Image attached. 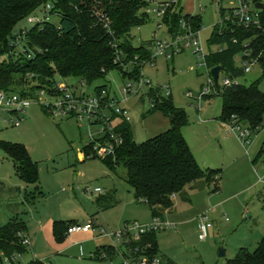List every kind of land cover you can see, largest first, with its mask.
<instances>
[{
  "label": "rangeland",
  "instance_id": "rangeland-1",
  "mask_svg": "<svg viewBox=\"0 0 264 264\" xmlns=\"http://www.w3.org/2000/svg\"><path fill=\"white\" fill-rule=\"evenodd\" d=\"M167 1L171 0H153L152 6ZM177 1L179 7L176 9L182 8L183 15L202 16L198 40L205 54L215 52L218 46H209L208 41L221 21L216 0ZM223 4L227 5V1L224 0ZM46 6H40L22 19L14 32L19 34L33 27L36 22H29L30 17H38L37 22L47 18L49 22L59 24V14L45 12ZM168 29L164 17L158 21L151 14L144 25L132 28V43L150 46L155 38L171 42L173 35ZM235 60L241 65L240 54ZM144 73L152 82L151 86L168 85L175 105L185 109L188 121L182 127V133L200 166L220 169V178L215 183H197L192 189L188 187L186 194H178L175 198L174 208L162 218L172 225L156 232L159 256L172 264H228L240 248L254 251L264 235V158L255 161L264 142V121L263 126L257 128L259 131L252 130L246 122L233 127L232 120L226 123L219 120L223 98L218 92L198 101L202 87L208 83L209 73L205 60L198 58L192 47H186L172 57L157 56L145 65ZM262 74L261 66L256 64L250 72L240 76L239 81L249 85L262 78ZM225 76L226 72H221L220 85ZM56 78L81 87L79 77L61 79L57 75ZM127 80L120 71L112 70L105 79L91 85L85 83L83 90L92 93L97 86L107 83L111 97L118 96L121 105L129 112L137 142L169 129L168 117L161 112L149 113L148 84L140 88L134 83L132 93L124 94L121 91ZM259 88L264 91V78ZM99 126L87 119L56 117L39 103L26 109L25 119L19 126L0 121V141L26 145L32 158L38 162V185L43 192L41 195L35 184H28L17 176L13 160L0 147V225L4 219L9 221L17 215L30 228V247L19 257V264H27L33 258L45 260L51 255L52 264H119L123 260L120 254L100 260L91 257L96 246L101 244L98 232L77 233L72 238L66 236L62 241L57 240L53 232L55 220L84 224L93 219L98 230L104 229L108 234L120 232L127 225L154 221L150 207L136 199L127 183L124 166L111 170L101 157L85 158L84 147L91 136L99 135ZM246 128L251 132L248 142L241 136ZM96 188L103 192H96ZM31 193L36 196L33 204L26 200V197L32 200ZM23 198L24 204H21ZM203 214L209 215L212 226L207 238L200 239V216ZM44 232L49 238L52 235V246L45 239ZM104 238L115 249H125L123 242ZM73 241H86L83 255L78 248L60 252ZM146 242L153 252L152 243ZM221 247L226 252L224 256L219 255Z\"/></svg>",
  "mask_w": 264,
  "mask_h": 264
},
{
  "label": "trees",
  "instance_id": "trees-1",
  "mask_svg": "<svg viewBox=\"0 0 264 264\" xmlns=\"http://www.w3.org/2000/svg\"><path fill=\"white\" fill-rule=\"evenodd\" d=\"M251 1L256 4L263 0ZM47 4L52 5L50 14H59V24L46 19L36 22L25 33H22L24 30L19 34L14 32L22 19ZM147 6L149 0H0V89L24 91L28 83L36 82L31 87L35 91L36 88L53 86L57 75L60 78L79 77L91 85L105 79L112 70L120 71L124 79H138L142 64L152 60V52L148 44L135 46L130 32L150 19L151 15L145 11ZM259 15L261 27L258 28L231 29L217 24L208 44L222 47V50L217 49L205 56L208 68L221 65L231 77L243 76L245 73L235 58L246 48L244 41L249 40L253 56L258 58L263 70L262 78L249 85L240 83L220 90L223 106L219 120L225 123L232 120L235 126L246 122L252 130L258 131L264 121V91L259 88L264 78V9ZM164 20L171 35L184 32L182 21L193 31H200L202 26L201 15H183L182 8L169 9ZM19 35H23V48L11 45ZM235 38L239 41L234 42ZM107 87L108 84L104 83L95 89ZM146 96L151 105L149 113L164 114L170 120V128L137 142L130 122L123 121L115 129L123 142L103 161L111 170L124 166L125 179L136 199L150 207L154 218H162L174 206L176 195L200 182L215 183L220 178V169H203L194 157L182 133V127L188 121L187 113L175 105L172 94L166 96L161 88L151 87ZM90 146L84 147L86 158H89ZM0 147L13 160L17 176L28 184H35L37 192L43 194L38 185L39 164L27 146L0 141ZM262 157L264 142L255 161ZM30 199H36L35 194ZM72 224L75 223L55 220L53 232L56 239L64 240ZM27 231V222L19 217L0 226V264H7L5 258L12 260L11 264H19L13 261V257L28 251V245L24 244ZM156 232L146 234L143 241L151 242L152 253L159 254ZM102 252L113 256L114 247L104 246L92 258L100 260ZM27 264L47 263L34 259ZM228 264H264V235L254 251L242 247Z\"/></svg>",
  "mask_w": 264,
  "mask_h": 264
},
{
  "label": "built area",
  "instance_id": "built-area-1",
  "mask_svg": "<svg viewBox=\"0 0 264 264\" xmlns=\"http://www.w3.org/2000/svg\"><path fill=\"white\" fill-rule=\"evenodd\" d=\"M227 5L223 4L224 0H216V4L220 6V10L223 9L221 15L220 26L222 28L243 27L258 28L261 27V19L259 15V9L251 0H225ZM153 0H149V6L145 8V11L151 15L153 14L160 21L167 11L172 7L178 8L179 3L177 0H171L167 2L158 3L155 7L152 6ZM52 8V5L47 4L45 12H48ZM47 18H45L46 20ZM39 20L38 17H30L29 22L34 23ZM44 21V20H43ZM161 27V23H158ZM182 28L184 32L173 35L172 41L159 40L155 38L149 46L152 52V60L144 62L141 68V74L138 79L127 78V82L122 89V93H132L134 83H138L140 88L144 85L151 86L152 82L145 76L144 67L147 63L153 62L157 56L165 55L172 57L175 53L184 50L186 47H192L195 54L200 59L205 60L207 54L204 53L203 48L198 40L199 31H193L185 21H182ZM25 33V30L22 32ZM238 38L234 39V42H238ZM249 40L244 41L246 48L242 50L241 65H239L244 73L251 71L252 67L259 64L258 58L253 56V52L248 44ZM23 35H19L18 38L11 43L16 48H23ZM222 50V47H218ZM24 50V49H23ZM206 62V61H205ZM260 65V64H259ZM208 67V66H207ZM224 69L221 71L223 72ZM220 72V75H221ZM209 78L207 85L203 86L200 94L198 95V101L206 100L213 92H219L225 87L237 85L241 82L239 77H231L226 73L220 90L218 91L215 86L214 79L210 74V68H208ZM64 79V78H61ZM79 85L68 84L64 80H56L52 86H46L43 88H36L35 91L31 89L36 85V82L29 83L21 90L7 91L0 89V121L9 123L10 125L19 126L25 119L26 109L34 103H39L45 109V111L54 114L56 117H77L79 120L87 119L93 125L99 126V135L91 136V140L87 145H91L89 148V157H101L105 158L113 154L116 148L123 142L121 134L117 133L118 125L123 121L130 122L131 118L126 108L121 105L119 97H111L109 88H101L100 90L94 89L92 93H87L83 90L85 81H79ZM220 83V76H219ZM161 88L164 95H171V89L167 86H156ZM55 91V92H54ZM54 92V93H53ZM190 96V94H187ZM54 99V101H52ZM233 127H236L233 125ZM250 128H246L242 131V138H245V142H248L251 138ZM91 191V188L87 189ZM96 192L101 193V188H96ZM200 239H205L208 236V230L212 226L210 217L208 214L200 216ZM96 221L93 219L87 223L72 224L67 233H73L78 231H90L96 228ZM172 224L164 221L161 217H155L154 221L149 224L127 225L124 230L115 234H108L104 229H101V233L110 236L112 239H116L119 243L123 242L124 250L115 249L114 254H120L123 260L119 264H172L170 261L164 260L159 254H153L150 251V245L143 241V237L153 231L165 229ZM115 236V237H114ZM29 239L26 237L24 244L29 245ZM94 256V255H92ZM91 256V257H92ZM19 255L13 257V261L17 262ZM101 257H109L105 252L101 253ZM7 264H11L12 260L5 258Z\"/></svg>",
  "mask_w": 264,
  "mask_h": 264
},
{
  "label": "crops",
  "instance_id": "crops-1",
  "mask_svg": "<svg viewBox=\"0 0 264 264\" xmlns=\"http://www.w3.org/2000/svg\"><path fill=\"white\" fill-rule=\"evenodd\" d=\"M30 152V151H29ZM32 156V155H31ZM85 158H86V156H85ZM196 186V184H194V185H192V186H189V188L190 189H192V188H194ZM182 194H186V192H184V193H182ZM41 195H43V194H41ZM178 197V195H176V197L175 198H177ZM26 200H27V202L29 203V204H33V203H35V199H33V200H29V198H27L26 197ZM24 204V198L21 200V204ZM174 206H175V199H174ZM174 206L172 207V209L174 208ZM15 212V211H14ZM168 212V211H167ZM166 212V213H167ZM165 213V214H166ZM165 216V215H164ZM164 216L162 217V218H164ZM15 217H18L17 215L15 216ZM11 218H13V216L11 217ZM8 220H6V219H4V221L2 222V224L1 225H3V224H5L6 222H7ZM0 225V226H1ZM27 226H28V224H27ZM96 226V228L95 229H92V230H90V231H78V232H73V233H70V234H68L67 232H66V235L69 237L70 236V238H72V237H74V235L75 234H77V233H84V234H88V233H90L91 231L92 232H98V234L99 235H101V239L102 240H100V242L99 243H101L99 246H96V248H95V252H97L98 250H100L102 247H104V246H109V242H107V239H105L104 237H109L110 238V236H108V235H106V236H102V235H104V233H101V229L100 230H98V228H99V226L96 224L95 225ZM44 236H45V239L47 240V242H48V244H50L51 246H52V235H51V237L49 238V236H48V234L47 233H45L44 232V234H43ZM26 236L28 237V239H29V236H30V228H29V226H28V231H27V233H26ZM73 240V239H72ZM85 243H86V241H85ZM84 242H80V241H73V242H70V243H68V244H66L61 250H60V252L61 251H64V252H66V251H71L73 248H78L79 250H80V254L81 253H83L84 252V244H85ZM98 243V242H97ZM29 247H30V243H29V245H28V250H29ZM28 252V251H27ZM26 252V253H27ZM25 253V254H26ZM25 254H23V255H25ZM23 255H20L19 257L21 258ZM81 255H83V254H81ZM19 257H18V259H17V262H18V260H19ZM34 259H37V258H33V259H31V260H34ZM92 259V258H91ZM30 260V261H31ZM42 260V259H41ZM29 261V262H30ZM43 261H45L47 264H52V255H51V257H49V258H47V259H45V260H43Z\"/></svg>",
  "mask_w": 264,
  "mask_h": 264
},
{
  "label": "water",
  "instance_id": "water-1",
  "mask_svg": "<svg viewBox=\"0 0 264 264\" xmlns=\"http://www.w3.org/2000/svg\"><path fill=\"white\" fill-rule=\"evenodd\" d=\"M256 8L259 10L264 9V3L263 2H257ZM223 70V67L221 65L214 66L210 69V74L212 78L214 79L216 89L219 91L220 90V84H219V76L220 72ZM226 254L224 248H220L219 255L224 256Z\"/></svg>",
  "mask_w": 264,
  "mask_h": 264
}]
</instances>
